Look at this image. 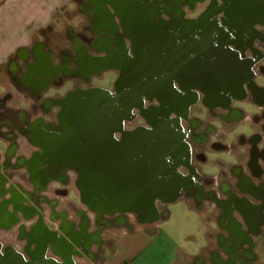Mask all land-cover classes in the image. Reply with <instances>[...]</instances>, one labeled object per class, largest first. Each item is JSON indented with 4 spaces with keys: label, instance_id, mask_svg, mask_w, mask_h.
I'll list each match as a JSON object with an SVG mask.
<instances>
[{
    "label": "flooded vegetation",
    "instance_id": "af4514ba",
    "mask_svg": "<svg viewBox=\"0 0 264 264\" xmlns=\"http://www.w3.org/2000/svg\"><path fill=\"white\" fill-rule=\"evenodd\" d=\"M203 2L205 7L200 15L213 3L226 6L225 0H192L186 9L184 5L181 7L180 15L185 20L193 19L188 17V10L195 9L196 3ZM219 13L222 15L219 16ZM206 19L215 21L217 25H224L228 21V16L220 10L208 15ZM102 21L101 17H95L92 20L93 29L98 30ZM249 27L252 34H248L246 26H228L234 38L241 34L243 43L231 42L219 47L214 42L209 46L201 39L200 45L191 51L190 69L186 68V64H183L186 65L185 67L177 69L175 55L178 51L173 50L174 59L171 60L169 82L178 91L181 92L186 88L190 94L181 100H171L167 115L178 118L183 134L182 143L185 146L183 154L187 153V161L182 160L183 156L176 160L171 157L172 155L166 156L164 160L168 170L166 174H159L156 144H149L152 151L150 150L151 154L147 158L137 154V151L132 155L129 154L130 131L145 129L155 133L158 129L155 110L160 109L164 101L158 91H150L148 97H143L142 106L132 109V116L122 123L120 129L111 130L107 123L75 126L76 135L73 140L75 158L91 163L95 170L100 165V169L106 173L105 187L108 197L113 193V166L117 165L123 169V173L128 164L132 165L133 172L128 173L126 170L122 175L121 184L126 182L125 187L135 194L132 199L133 204L129 207L134 209L132 212L136 218H152L156 215V204L166 203L159 198L144 203L141 195L173 190L170 176L174 173L185 179L186 183L176 189L178 196L184 193L190 202L196 204L202 201L208 204L209 214L211 211L219 214H216L214 221H209L211 225L207 235L216 239L225 254V259H219L217 252H211L210 264H253L256 260L253 240L257 236L264 235V23L253 22ZM76 37L79 38L87 59L83 60L80 57L78 48L74 54L69 50L62 52L65 59L61 69L63 78L59 79L57 84L66 89L63 95L48 98L51 106L49 107L48 104L43 114L49 118L38 116L32 123L31 131L35 139L44 135L43 123L53 122V116L57 121L61 119L62 99L78 89L95 88L93 87L95 77L103 78L105 81L110 80V89H103L106 107L108 99L112 100L114 96H118L116 82L124 75L123 61L116 58L109 59L102 50L95 52L92 44L98 40L97 36L86 37L81 34ZM124 42L127 44L129 40L125 38ZM210 51L216 52V62L208 59ZM223 52H227L231 57L226 65L221 60L220 53ZM204 60H206L205 64ZM193 62L196 63L195 66ZM111 70L114 71V76L110 79ZM186 81L193 83L184 87L182 83ZM42 105L34 104V108L43 107ZM54 108L58 109L55 115H53ZM105 118L107 119V115ZM231 138L233 143L228 145L225 141ZM37 143L41 145L42 150L48 147L42 140L37 139ZM137 147L138 144H133V148L137 150ZM215 151L231 155L235 160L242 162L244 168L241 171V166L238 167L233 182L218 178L217 189L214 187L213 175L201 174V164L207 162V154ZM51 161L59 167L75 169L78 173L76 178L79 189L78 199H81L80 183L83 174L81 168L76 164L69 165L58 155H55ZM144 163L148 168L146 174L143 173ZM173 163L176 165L172 169ZM29 174L36 183L44 179V176L30 163ZM218 175H221V172H218ZM58 177L63 178L60 173ZM62 193L68 198V205L73 206L75 202L69 197L71 191L65 188ZM73 194L76 195L74 192ZM33 197L36 204L48 202L45 195ZM119 204L121 207L118 206ZM115 206H112L111 213L106 214H113L114 208H128L123 202L115 203ZM88 208L91 210L90 207ZM119 212L123 213V211ZM232 212L237 213L240 219H236ZM34 240L36 239L28 233L26 242L23 246H19V250L0 241V251L12 248L24 259L32 260L35 254V250L31 248Z\"/></svg>",
    "mask_w": 264,
    "mask_h": 264
},
{
    "label": "crops",
    "instance_id": "0c3cea01",
    "mask_svg": "<svg viewBox=\"0 0 264 264\" xmlns=\"http://www.w3.org/2000/svg\"><path fill=\"white\" fill-rule=\"evenodd\" d=\"M91 4L92 0H0V241L19 250L30 233L36 239L31 248L36 250L39 239L33 224L42 219L46 229L58 235L52 242H43L42 257L53 264H132L142 259L145 248L160 235H165L167 242L157 250L153 264H210L211 252H217V257L224 260L225 254L216 239L212 248L194 255L186 245L173 243L172 236L156 225L177 218L205 227L218 213L209 214L208 204L202 201L190 202L183 193L164 205L156 204V215L148 219L136 218L131 207L114 208L111 215H98L81 199L73 206L68 205L63 189L79 195L75 169L55 165L52 175L45 177L34 166L44 160L33 159V153L41 150L37 143L41 138L35 139L31 125L38 116H45L43 110L50 104L48 98H55L63 88L57 84L63 78L62 52L75 53L76 42L81 44L78 35L97 36L98 30L92 25L96 15L90 10ZM63 18L68 20L64 28ZM63 29L69 38L67 44L60 42ZM34 104L44 106L34 108ZM42 130L45 131L43 126ZM225 142L229 145L233 138ZM218 162L214 172L207 174L215 177V189L218 178L233 182L238 167L244 170L242 162L231 155ZM29 163L44 176L40 183L30 176ZM59 173L64 179L58 177ZM34 195H45L48 202L36 204ZM232 215L240 219L237 213ZM83 219L86 225L82 229ZM65 225L73 233H82L84 242L72 241ZM150 230L153 231L147 233ZM203 234L208 238V228Z\"/></svg>",
    "mask_w": 264,
    "mask_h": 264
},
{
    "label": "rangeland",
    "instance_id": "374dc122",
    "mask_svg": "<svg viewBox=\"0 0 264 264\" xmlns=\"http://www.w3.org/2000/svg\"><path fill=\"white\" fill-rule=\"evenodd\" d=\"M192 0H92L90 10L95 13L96 17L102 18V23L98 29L97 38L94 41L92 48L94 51H104L109 59L116 58L123 61L127 66L129 82L142 81L145 91H158L163 98V104L160 111L164 112L171 105V100H181L189 96L186 88L183 91H178L169 82L170 73L172 70L173 50L178 52L175 55L176 67L181 69L187 65L186 68L190 69V54L193 48L198 47L201 43L202 36L206 37L207 29L206 22L210 20L198 18L193 21H186L180 15L181 7L185 9ZM205 3H196L195 9L188 10V17L196 18L202 13ZM166 15V18L162 16ZM64 19V18H63ZM68 24L65 18L63 21V28ZM60 42L67 44L69 38L66 30L63 29L59 34ZM125 38L129 40L126 44ZM205 43V42H204ZM78 46V54L85 60L83 48L76 42ZM206 58V57H205ZM204 58V59H205ZM174 59V58H173ZM94 61V59H90ZM190 62V63H189ZM199 62V61H198ZM206 60H204V64ZM186 64V65H183ZM193 62V66H195ZM110 79L114 76V71L109 72ZM109 81L103 78L95 77L93 79V87H97L101 91L103 89H110ZM193 82L186 81L184 87H188ZM95 88L78 89L74 93L65 96L61 101L63 110H60L61 119L57 121L53 116L58 112V109L53 110L54 121L49 124L43 123L44 135L41 136L43 143H46L43 150L33 153L34 160H44L43 163L38 165L34 164L45 177H50L54 172L55 167L51 159L58 155L61 159L62 156L70 154L72 149L70 146L71 139L74 132L72 131L73 125L79 123L102 122L104 110L108 109L110 99L107 100L108 106L105 104V93L96 92ZM66 89L60 88L59 95H63ZM156 89V90H155ZM124 91H128V86L124 87ZM113 107H117V100H113ZM138 120H135V122ZM56 130V131H54ZM148 132L139 131L138 138H129V154L134 152L140 156L147 157L150 155ZM145 136V138L141 136ZM133 144H138L137 150L133 148ZM223 152L215 151L212 154H207V162L201 164V171L206 174H212L218 165V161L225 158ZM128 170L133 172L132 165L128 164ZM121 169L115 165L113 166V194L128 195V199L123 200L125 205L131 206L133 204L131 190L121 184L115 178L118 177V172ZM83 179H87V185L95 192V196L99 201L108 199V192L106 190L105 177L106 173L100 169L97 173L88 170L87 173L82 174ZM71 190L70 199L78 202V196L73 194ZM114 196V195H113ZM119 201H112V206ZM172 207V206H171ZM170 208V205L167 206ZM61 216L64 213L61 212ZM206 217V216H205ZM207 221V218H204ZM203 220V221H204ZM81 228L86 225V220L80 221ZM33 229L37 230L39 245L35 250L34 257L30 264H39L42 260V253L44 251V241L52 242L57 239L58 235L55 231L47 230L42 219H38L33 224ZM160 229L172 236V242L186 245L189 251L194 255L205 253L206 250L214 246V237H205L203 231L205 228H210L211 222L207 221L204 227L181 219L163 220L156 224ZM67 235L72 241L83 243V235L80 232L73 233L70 231L68 225H65ZM153 231V230H152ZM151 230L147 233H151ZM34 232V234L36 233ZM174 238V239H173ZM212 238V239H211ZM212 240L213 243L210 241ZM214 240V241H213ZM167 242L165 235H160L156 241L151 243L145 248L141 254L142 259L135 261L132 264H153L156 259V252L164 246ZM157 243V246H154ZM159 243V244H158ZM172 247L173 244L169 243ZM68 251V249H66ZM253 253L256 260L253 264H264V235L257 236L253 240Z\"/></svg>",
    "mask_w": 264,
    "mask_h": 264
},
{
    "label": "water",
    "instance_id": "95a60500",
    "mask_svg": "<svg viewBox=\"0 0 264 264\" xmlns=\"http://www.w3.org/2000/svg\"><path fill=\"white\" fill-rule=\"evenodd\" d=\"M226 6H222L221 4L213 3L210 7H208L202 15L197 18L189 19V21L197 20L198 18L206 19V17L212 13H216L220 10H223L224 13L228 16V21L225 22L224 25H217L215 21L206 22V37L202 36V41L208 43L209 46L211 44L216 43L219 47H223V45L231 42L243 43L241 34L234 38L228 30L229 27L234 26H246L248 29L246 30L248 34H252L251 29H249V25L253 22L257 23H264V0H225ZM222 14L219 13V16ZM188 21V20H186ZM242 29V28H241ZM208 59L211 61L216 62V52L210 51L208 53ZM227 52L220 53L221 60L224 61L225 65L229 62L231 57L227 55ZM216 59V60H215ZM222 61V62H223ZM125 66L124 75L116 82V90L118 92L117 97H113L110 100L108 109L104 110V116L102 117L100 123L98 122H90V123H79L78 125H88V124H104L107 123V126L112 130L120 129L122 123L129 119L132 116V109L135 107L142 106V98L148 97V93L151 91L144 90V84L142 81H134L129 82L128 80V73H127V66ZM128 86V91H124V87ZM96 92H104L98 88L94 89ZM105 95V94H104ZM113 100H117L118 105L117 107H113ZM157 117H156V126L157 131L155 133L151 131H147L145 129H136L134 131H130L128 134V138H138V132L144 131L148 132L147 136L149 139V144H156V158H157V168L159 174L163 175L168 172L166 164H165V157L170 156L176 159H180L183 156L182 160L184 162L187 161V153L185 151V146L182 143V131L180 129V124L177 117H170L167 115V110L161 112L160 109L155 110ZM107 115V119L105 116ZM72 131L74 132L73 138L70 140L72 151L70 154L64 155L61 157L63 161L69 163V165H78L81 168L82 173H87L88 170H92L93 172L97 173L100 170V165L98 166L97 170H95L91 163L76 160L74 155V147H73V140L76 135L75 126L73 125ZM145 138V136H141ZM152 151V148H150ZM150 151V154H151ZM183 154V155H182ZM147 158V157H146ZM143 173L146 174L148 172L147 164L144 163ZM176 164L173 163L172 169ZM129 168L127 167L126 170ZM103 170V169H102ZM126 170L122 173L123 169L118 172V177L115 179L122 183V175L126 173ZM150 171V170H149ZM130 173V171H127ZM170 179L173 181V190L170 191H161L155 193H145L141 195L143 202L146 203L148 201L153 200L154 198H159L164 202L168 203L178 197L177 188L180 185H184L186 183L185 179L176 173L170 176ZM87 179L82 177L80 188H81V200L91 208V210L98 214H106L111 213L112 203L113 200L123 202V200L128 199V195L124 194H113L111 193L107 200L99 201L98 197L95 196V192H93L89 185H87ZM126 182L124 183V185ZM128 188V187H127ZM129 189V188H128ZM131 190V189H130ZM114 195V196H113ZM132 199L134 198L135 194L131 192ZM119 207L120 204L118 205ZM116 207V206H115ZM30 260L24 259L23 256L16 250L12 248H6L3 251H0V264H30L28 262ZM39 264H53L49 260L43 259Z\"/></svg>",
    "mask_w": 264,
    "mask_h": 264
}]
</instances>
